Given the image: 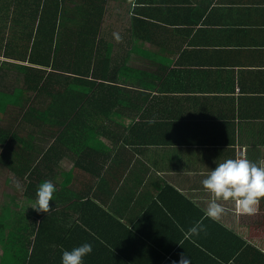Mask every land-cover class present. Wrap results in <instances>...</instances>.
I'll return each instance as SVG.
<instances>
[{"label": "crops", "instance_id": "crops-1", "mask_svg": "<svg viewBox=\"0 0 264 264\" xmlns=\"http://www.w3.org/2000/svg\"><path fill=\"white\" fill-rule=\"evenodd\" d=\"M107 10L103 34L120 75L108 68L120 90L98 86L90 100L81 93L56 98L53 81L42 94L24 93L17 82L0 94L13 102L0 112V129L10 134L0 140V218L5 208L14 217L33 207L41 183L51 181L47 216L60 213L51 233L92 247L104 239L105 250L93 249L99 258L142 243L134 253L140 264H179L182 255L191 264H264V199L254 215L221 202L227 211L213 220L202 184L227 159L264 161V0H109ZM137 17L143 53L120 57L115 48L134 41ZM17 41L15 57L0 52V65L23 63L17 49L25 45ZM130 55L140 59L129 63ZM39 69L52 77L50 66ZM57 75L65 82L71 76ZM17 76L5 79L14 84ZM21 93L23 104L14 98ZM138 123L143 128L133 135ZM84 127L91 128L85 140ZM139 224L133 244L129 232ZM6 264L16 263L12 257Z\"/></svg>", "mask_w": 264, "mask_h": 264}, {"label": "trees", "instance_id": "trees-1", "mask_svg": "<svg viewBox=\"0 0 264 264\" xmlns=\"http://www.w3.org/2000/svg\"><path fill=\"white\" fill-rule=\"evenodd\" d=\"M108 4L109 0H0V52H4L7 58L15 57L12 51L13 42L9 39H18L25 45L24 51L17 49L19 61L23 63H1L0 94H3V90L17 88L15 83L17 84L20 76L24 79V93L27 90L45 93L44 91L53 81L58 88L56 98L59 94L61 97L69 98L77 97L76 93H81L89 96L90 100L89 94L98 86L105 91L109 88L120 90L121 86L117 83L113 87L112 84L115 83L110 80V73L117 77L121 69L118 66V60L115 59L116 61L114 60L112 64L113 45L108 41L107 33L103 34ZM10 10H14L15 15L11 14ZM134 21L137 30L134 33V41L130 40V51L134 50L142 54L136 41L143 38V32L141 36L138 31L143 21L138 17L134 18ZM6 29L9 32H5ZM5 34L8 38L11 36L8 39L10 43H6ZM134 42L137 47L134 46ZM29 62L36 67L27 64ZM40 66H50L53 71L52 77L46 78L47 71L39 69ZM108 66H110V73ZM60 71L72 77H65L67 82L54 78ZM9 74L18 75L16 78L12 77L14 84L5 79V76ZM14 98L22 104L26 100L23 93ZM115 98L117 103L121 99L118 96ZM12 104L11 101L0 100L1 114L4 115ZM39 110L42 111V108H32V111ZM134 113L139 114V111ZM88 114L92 117L93 112L89 111ZM90 127H84L83 130L87 133H79V136H83V140L91 131ZM141 128L143 123L136 124L132 130L133 135L137 134ZM8 138L10 134H5L0 129V140L7 142ZM47 213L38 212L26 206L22 207L21 212L15 211L14 217L10 208L2 211L0 244L4 247L5 259H7L6 261L3 259L2 264H6L8 260L11 262L12 257L16 264H61L63 251L80 246V242L69 239L59 240L57 237H60V234H52L50 223L54 222L56 225L60 213L51 216H47ZM139 226L140 224L129 232L133 244L135 243L133 237L138 233ZM33 236L34 239H30ZM103 240L102 238L94 239L92 252L84 258V264L141 263L142 257L134 253L143 246L142 243L136 244L135 249L129 253L119 255L113 253L110 257L102 255L101 258L93 255V249L99 253L107 248L106 241Z\"/></svg>", "mask_w": 264, "mask_h": 264}, {"label": "clouds", "instance_id": "clouds-1", "mask_svg": "<svg viewBox=\"0 0 264 264\" xmlns=\"http://www.w3.org/2000/svg\"><path fill=\"white\" fill-rule=\"evenodd\" d=\"M203 188L211 194V201L205 215L213 220L220 218L227 211L221 202H231L238 214L254 215L264 199V161L259 164L248 159H227L211 170L202 181ZM56 191L51 181L43 182L36 192L33 207L38 212L50 211V201ZM202 229L193 227L191 234L199 235ZM92 245L84 243L71 250H65L61 264H84V258L91 254ZM179 264H191L186 255H182Z\"/></svg>", "mask_w": 264, "mask_h": 264}, {"label": "rangeland", "instance_id": "rangeland-1", "mask_svg": "<svg viewBox=\"0 0 264 264\" xmlns=\"http://www.w3.org/2000/svg\"><path fill=\"white\" fill-rule=\"evenodd\" d=\"M10 12H12L11 14H13V15H15V12H14V10H10ZM112 19H116V20H119L118 18H116V17H112ZM112 19H110V21H109V23L110 24H114V25H117V23H114V22H112ZM108 17H107V19H106V22L108 23ZM119 23V22H118ZM119 25V24H118ZM121 26L120 27H122L123 28V24H120ZM125 26V25H124ZM5 32H9V30L8 29H6V31ZM6 34H8V33H6ZM5 34V35H6ZM11 37V36H10ZM9 37V38H10ZM8 38V36L6 35V39H7V42L6 43H10V42H13V43H16V42H18L17 41V39L16 40H11V39H9ZM8 39L10 40V42H8ZM13 43H12V45H13ZM122 45V44H121ZM121 45H119V46H121ZM125 45V44H124ZM118 46V45H117ZM115 51H116V53L117 54H119L120 56H123V57H126L127 56V54L130 52V45L129 46H127V45H125V46H123L122 45V47H120V51H119V47H116L115 48ZM130 59H129V63H134L135 61H137L138 59H140V58H138V57H136V56H132V55H130ZM133 66H136V67H139V64H132ZM131 65V66H132ZM13 75H16V74H13ZM18 83H20V85H24V79L23 78H20L18 81H17ZM7 193L8 194H10V190H7ZM4 194H6V193H4V191L2 190V182L0 181V211L3 209V205H1L2 203H1V201H2V197H3V195Z\"/></svg>", "mask_w": 264, "mask_h": 264}]
</instances>
